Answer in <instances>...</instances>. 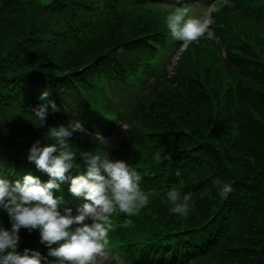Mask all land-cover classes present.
Masks as SVG:
<instances>
[{
	"label": "trees",
	"instance_id": "obj_1",
	"mask_svg": "<svg viewBox=\"0 0 264 264\" xmlns=\"http://www.w3.org/2000/svg\"><path fill=\"white\" fill-rule=\"evenodd\" d=\"M197 1L0 0V178L49 179L28 160L37 139L55 142L49 126L78 120L103 133L127 123L109 155L139 171L150 199L112 217L109 246L127 264H264V0H209L213 34L189 44L171 75L182 42L165 18ZM42 104L43 127L32 113ZM70 150L75 176L86 171L80 154L103 145L76 132ZM217 178L234 188L226 199ZM65 183L53 190L61 212L75 206ZM172 187L193 194L186 219L163 203ZM0 226L11 227L2 209ZM19 236V251L47 255L38 229Z\"/></svg>",
	"mask_w": 264,
	"mask_h": 264
},
{
	"label": "clouds",
	"instance_id": "obj_2",
	"mask_svg": "<svg viewBox=\"0 0 264 264\" xmlns=\"http://www.w3.org/2000/svg\"><path fill=\"white\" fill-rule=\"evenodd\" d=\"M211 24L209 15L190 16L187 7H176L165 18L171 38L182 42L181 50L204 36ZM47 97L46 91L41 94L42 100ZM50 106L53 111L59 110L54 102ZM48 108V104H42L32 110L42 127L47 122ZM76 132L86 133L78 120L49 126L48 136L55 142L42 144L37 139L32 144L28 160L49 176L46 182L32 174L15 181L0 178V209L7 213L11 225L10 228L0 226V264H101L113 230V215L118 212L133 217L149 204V195L140 186L139 171L126 160L111 159L107 151L109 142L99 133L95 138L103 150L82 152L86 171L67 175L74 167L79 169L75 163L77 153L70 150V141ZM65 181H70L71 194L86 201L76 215L70 208L61 212L62 198L57 199L53 194ZM212 183L222 199L234 191L231 183L219 178ZM207 195V191L202 193ZM163 203L170 214L186 219L194 203L193 194L172 187L166 191ZM132 225L131 219H125L122 226ZM22 228L29 232L39 230L40 243L48 249L46 256L30 248L18 250Z\"/></svg>",
	"mask_w": 264,
	"mask_h": 264
},
{
	"label": "rangeland",
	"instance_id": "obj_3",
	"mask_svg": "<svg viewBox=\"0 0 264 264\" xmlns=\"http://www.w3.org/2000/svg\"><path fill=\"white\" fill-rule=\"evenodd\" d=\"M40 3L44 4V3H50L52 0H37ZM198 6H202V4H198ZM212 8H214V6H212ZM212 30L209 31V35H211ZM177 60V57L174 58V61ZM127 123H123L122 125H120V123L117 124V127L115 128V130L112 131V133L110 135H108L105 139L109 142V146L107 148V151H110L112 148L116 147L120 141H122L125 132H126V128H127Z\"/></svg>",
	"mask_w": 264,
	"mask_h": 264
}]
</instances>
